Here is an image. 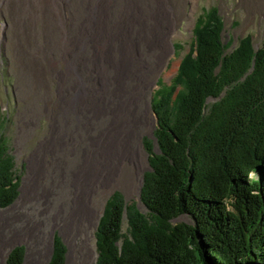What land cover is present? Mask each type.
<instances>
[{"label":"trees","instance_id":"16d2710c","mask_svg":"<svg viewBox=\"0 0 264 264\" xmlns=\"http://www.w3.org/2000/svg\"><path fill=\"white\" fill-rule=\"evenodd\" d=\"M223 32L217 9L205 10L171 84L155 92L145 213L114 192L94 232L93 264H264V42L255 47L246 35L232 47ZM19 186L0 133V209ZM181 216L189 223L174 222ZM23 255L13 248L6 264ZM65 255L53 236L46 264H65Z\"/></svg>","mask_w":264,"mask_h":264},{"label":"rangeland","instance_id":"374dc122","mask_svg":"<svg viewBox=\"0 0 264 264\" xmlns=\"http://www.w3.org/2000/svg\"><path fill=\"white\" fill-rule=\"evenodd\" d=\"M109 1L104 10L108 22L110 15L117 12L115 5L120 4ZM2 2L0 133L8 141L20 186L13 204L0 209V264H6L15 247L24 250L21 264H46L55 235L66 248L65 264H93L94 232L106 201L114 192L122 195L125 205L135 204L145 213L139 201L143 175L149 171L145 140H152L154 150L157 147L152 98L160 86L170 85L177 74L183 56L192 47L197 19L214 7L223 19L225 42L231 40L235 47L239 39L250 35L253 45L259 47L264 42V0H166L167 9L173 8L171 12L177 16L167 57L154 78L146 85L140 84L142 96L136 107L130 108V113L137 110L136 123L119 130L113 127L111 106L107 103L98 104L96 110L90 103L80 105L74 113L68 112L65 120L61 119V100L70 90L62 92L66 83L48 75L44 86L31 84L27 57L30 63L35 61L43 67L56 62L59 71L65 69L64 57L48 46L52 34L46 33L42 14L29 36L13 25L10 2ZM71 9L74 11L72 6ZM65 34L69 37L68 31ZM90 40L88 36L84 41L88 45L83 53L86 59L94 52L90 50ZM85 68L87 72L82 67L81 73L98 81L90 63ZM174 222L189 223V219L181 216ZM125 231L124 218L122 233Z\"/></svg>","mask_w":264,"mask_h":264},{"label":"bare ground","instance_id":"6f19581e","mask_svg":"<svg viewBox=\"0 0 264 264\" xmlns=\"http://www.w3.org/2000/svg\"><path fill=\"white\" fill-rule=\"evenodd\" d=\"M5 1V4L10 2L13 25L16 29L21 27L20 31L26 35L33 34L42 14L47 25L46 33L52 34H49L48 46L57 49L64 57V71L56 69V62L45 63L44 68L35 61L30 63L27 57L31 84L44 86L48 75L60 77V83H66L62 92L70 90L69 95L61 100L59 115L62 120L80 105L90 103V107L96 110L98 104L107 103L111 106L112 124L117 130L136 123L137 110L130 113V108L136 107L142 96L140 84L146 85L154 78L165 61L171 44V30L177 20L175 12H171L173 8L167 9L169 3L166 0H117L120 4L115 5L117 12L110 15L109 22L104 17L109 0ZM2 3L0 0V6ZM67 31L69 37L65 34ZM88 36H91L90 50L94 52L86 59L83 53L88 45L84 41ZM89 63L95 69H92L93 74L99 78L96 82L81 73L84 69L87 72L85 67ZM94 84L97 88H93ZM77 125L76 121L74 126Z\"/></svg>","mask_w":264,"mask_h":264}]
</instances>
